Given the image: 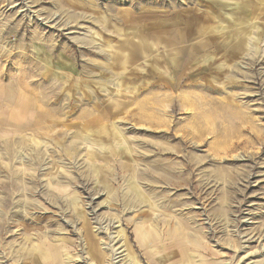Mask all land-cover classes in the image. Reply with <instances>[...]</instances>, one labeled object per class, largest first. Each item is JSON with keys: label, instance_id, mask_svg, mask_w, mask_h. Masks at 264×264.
Returning <instances> with one entry per match:
<instances>
[{"label": "rangeland", "instance_id": "374dc122", "mask_svg": "<svg viewBox=\"0 0 264 264\" xmlns=\"http://www.w3.org/2000/svg\"><path fill=\"white\" fill-rule=\"evenodd\" d=\"M0 264H264V0H0Z\"/></svg>", "mask_w": 264, "mask_h": 264}, {"label": "crops", "instance_id": "0c3cea01", "mask_svg": "<svg viewBox=\"0 0 264 264\" xmlns=\"http://www.w3.org/2000/svg\"><path fill=\"white\" fill-rule=\"evenodd\" d=\"M190 11L194 10V8L189 9ZM193 12V11H192ZM176 14V18L177 20L173 22L174 25V29L177 28V40L175 41H171L170 38L166 41L163 40L162 35L169 32L170 27L166 24L163 23L164 21H162V27L160 28V18H156V23H155V29L147 32L146 35H148L149 38H154L156 40L157 43H162V41L166 44V46L164 48H162L166 53V56H170L173 57L174 55H176V53H182L180 54V58L183 56H187L188 59L194 58L195 56H199V52H202L200 49H205L207 45H211L212 42L206 41L207 35L205 34H201L198 35V37H196L195 32L202 29L205 31V29H207L208 25H209V21H211V19L205 15L200 16L198 23H196V21H193V19L188 16L183 14L182 12L179 13H175ZM197 16H199L197 14ZM195 26H196V31H195ZM147 37V38H148ZM128 38V37H126ZM148 38V39H149ZM199 38L198 41H196ZM213 39V37H211ZM129 40V39H128ZM214 41V40H213ZM240 43L241 41L238 40L235 45H236V49H234L235 51H238L239 47H240ZM122 48H120V55L121 57H128L130 56L132 59L137 58L136 60L139 59V55H140V51H139V47L140 50H143L144 53L147 52L149 50V46L147 47V45L143 42H141L140 45H136V44H131L130 40L126 41L125 43L122 44ZM221 45H219L220 47ZM200 48V49H199ZM197 49V50H196ZM152 50V47H150V51ZM199 51V52H198ZM133 52H135L134 55H131ZM184 52V53H183ZM159 52L157 51L156 54H158ZM186 55H182L185 54ZM163 54V53H162ZM161 54L160 57H162L163 55ZM142 57V56H140ZM178 57V56H176ZM135 60V61H136Z\"/></svg>", "mask_w": 264, "mask_h": 264}]
</instances>
